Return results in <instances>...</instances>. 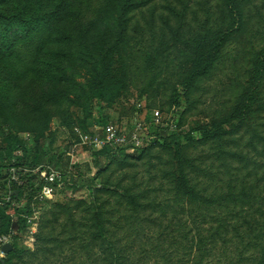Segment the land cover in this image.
Here are the masks:
<instances>
[{
	"label": "rangeland",
	"instance_id": "obj_1",
	"mask_svg": "<svg viewBox=\"0 0 264 264\" xmlns=\"http://www.w3.org/2000/svg\"><path fill=\"white\" fill-rule=\"evenodd\" d=\"M60 1L0 0V139L6 134L7 127L18 139L24 141L19 152V156L23 157L24 148H32L37 139L43 143L42 135H49L52 137L54 151L69 155L73 163H83L92 160V156L91 151H83L82 146L77 145L76 128L82 132H91L102 130L112 123L131 129L135 122L141 119L145 121L143 145L133 152H125L122 157L127 156L126 160L110 163L99 181L109 182L112 187L120 185L121 182L122 185L142 184L141 187L144 188H157L165 184L171 187L172 183L167 181V175L174 169L169 151L160 145L164 141L161 137L166 130L187 131L196 123L231 111L242 84L248 78L254 53L264 45V0H250L249 7H244L249 25L228 41L213 68H210L206 75L196 78L195 84L189 90L186 86L189 76L185 74L188 67L191 68L192 63L188 58L193 49L189 48L187 43L201 31L198 22L194 20H202L200 24L207 25V30H211V27L220 28L221 26L217 25V0H199V4L196 3L198 0H153L152 7L150 5L148 11L138 15L141 18L140 25L133 26V32L137 28L133 33L134 40L139 37L143 42H133L130 47H127V43L122 46L121 54L125 65L131 64V68H127V74L131 72L133 81L129 82L124 96L115 104L103 103L102 110L97 102L93 105L94 113L98 115L102 111L108 120L98 123L99 120L94 117L92 123L88 121L87 129L79 123V119L85 118V112L83 108L78 107L79 102L88 104L85 95L81 93L82 89L86 90V93L89 92L86 88V72L79 67L84 64L73 62L82 48L76 39L70 43L62 40L69 35V13L73 9H82L87 13L92 6L96 8L98 2L64 0L61 2L64 6L61 11L66 15L65 21L56 24L53 14L60 10ZM239 1L242 5V1L249 0ZM75 2H78V5L74 6ZM43 16L50 20V23L43 25ZM33 27L48 32L49 38L41 44L39 51V45L36 43L23 45L26 42L22 40L23 36L28 35V31ZM39 39L43 43L42 38ZM6 46L9 49H6ZM12 49H15L17 56L13 54ZM31 52L34 54L28 55ZM25 55L28 58H25ZM130 56L135 68H132ZM60 62L66 64L62 69L67 71V76L64 77L67 79L64 84L66 91L58 92L63 99L51 100L49 97L45 100L42 95L56 91L48 81L52 74L61 73L57 71ZM157 62H160V65L156 64ZM150 63L155 65L150 66ZM44 84L48 89H43ZM36 106L39 109L45 108L52 115L32 113ZM72 110L79 112L73 113ZM156 111L160 112L159 122L155 120ZM263 115L256 117L255 121L264 122ZM248 127V124L238 127L234 139H243V144L250 140L252 135L249 134ZM259 130L264 131V125ZM257 146L258 149L262 148L259 142ZM143 150L145 151L142 152ZM198 150L191 147L189 153L194 155ZM243 151L244 154L249 151V156L257 157L252 147ZM83 152L87 154L83 155ZM227 160L230 165L236 163L230 158ZM14 172L13 169L9 174L10 181L19 186L24 185L27 181L19 180ZM32 174H39L42 178L44 176L40 168ZM156 176L159 178L154 182ZM37 185L38 182H35V187ZM114 196L112 192H102L100 201H107L106 206L112 205V209L116 205L112 203ZM164 202L165 200L162 201ZM35 203L37 202H34L33 197L32 213L24 214L25 228L15 232L18 233V239L14 240V232L9 233L12 236L11 243H15L16 252L11 256L0 253L2 259H8V264H107L103 260V246L100 240L94 239V244L97 245H92V248L85 246V242L92 240L88 237L86 228L77 226L78 230L84 233L81 234L80 240L66 241L71 238L70 231L74 229L72 223H69V216H73L75 222L91 223V218L86 212L92 203L85 189L76 191L74 188L55 187L48 200ZM110 203L112 204L109 205ZM187 204L185 200L176 202L173 211L160 208L152 213H126L127 216L124 217L127 219L121 218L120 223H127L126 229L122 230L126 234L122 232L119 237H125L123 243H126L128 249L125 253L127 264H196L193 253L191 258L186 257L184 250L180 257L171 252L174 250L170 246L172 239L180 236V223L183 221L194 229L196 239L195 227L201 224V217L196 212H185L186 208L181 209ZM35 212L36 228L34 233H29L27 228L30 223H27V219L29 216L34 217ZM120 215L122 216L121 212L115 219L118 220ZM171 224H175V227L168 228ZM228 248L231 250V247Z\"/></svg>",
	"mask_w": 264,
	"mask_h": 264
},
{
	"label": "trees",
	"instance_id": "obj_2",
	"mask_svg": "<svg viewBox=\"0 0 264 264\" xmlns=\"http://www.w3.org/2000/svg\"><path fill=\"white\" fill-rule=\"evenodd\" d=\"M91 1L85 2L91 3ZM207 1L209 0L204 2ZM61 2L64 0L59 3L60 10L53 14L55 15L53 21L56 24L65 21L66 15L61 11L64 7ZM78 2H75L74 6L78 5ZM97 2V7L92 6L87 13L82 9L76 11L73 9L69 13V35L62 40L70 43L76 39L82 48L77 55V61L73 62L84 64L79 67L86 72V88L89 92L86 93V90L82 89L81 93L85 95L88 104L78 103V107L83 108L85 112V118L79 119L84 129L89 128L88 121L92 123L94 117L99 120L98 123L108 120L107 115L102 111L98 115L94 113L93 105L96 102L101 110L103 103L115 104L124 96L129 82L133 81L131 72L127 74V68H131V64L125 65L121 54L122 46H126L127 43V47H130L133 42H143L139 37L134 40L133 33L137 28L133 32V26L140 25L141 18L138 15L148 11L149 6L152 7L153 0H97ZM250 2V0L242 1L241 5L239 0H217L216 7L219 14L217 25L221 26L218 29L211 27V30H207V25L200 24L202 20H194L198 22L201 31L189 39V44L187 43L189 48L193 49V53H190L188 58L192 63L191 68L187 66L188 70L185 74L189 76L186 84L188 90L193 87L196 78L206 75L210 68H213L228 41L249 25L244 7H249ZM196 3L199 4L201 1L198 0ZM44 16L43 22L39 21V23L42 22L43 25L50 23V20ZM39 38H42L43 43ZM48 38L47 31L33 27L22 40H26L23 43L25 46L36 43L39 45V51L41 44H44ZM6 49H9L8 46ZM11 51L14 55L17 54L15 49ZM32 54L34 53L28 55ZM254 54L248 78L242 84L229 113L196 123L187 131L166 130L162 135L164 141L160 145L169 151L174 169L167 175L169 176L167 181L172 183L171 187L165 184L157 188H144L141 187L142 184L122 185V182L112 187L109 182L99 181L100 176L108 170L110 163L126 160L127 156L122 157L126 152L125 149L113 151L106 147L94 150L82 146L83 151H91L92 160L73 163L69 155L53 150L52 137L42 135L43 143L37 139L32 148L29 150L24 148L25 155L20 157L19 152L24 141L18 139L6 127L8 130L5 128L6 134L0 139V237L14 232V240L18 239V233L15 232L25 228L24 214L32 213V199L46 184L45 175L53 167L64 175L62 187L74 188L76 191L85 189L92 203L86 212L91 218L90 224L75 222L73 216H69V223H72L74 229L70 231L71 238L66 241L80 240L81 234L84 233L80 232L77 226L86 228L88 237L90 236L92 240L85 242V246L92 248V245H97L94 244V239L100 240L103 246L101 248L103 260L107 264L128 262L125 254L128 252L127 245L123 243L125 237L121 235L119 237L122 232L126 234L122 230L126 229L127 223L120 224L121 218L127 219L124 217L127 216L126 213L148 211L152 213L160 208L173 211L176 202L181 200L188 202L187 206L181 209L186 208L185 212L190 210L199 214L201 224L195 227L196 240L194 229L187 222H181L180 236L174 237L170 242L174 250L171 251L172 253L181 257L185 250V256L190 258L193 253L196 264H264V131L259 130L264 122L255 121L256 117L264 114V45ZM25 58L28 56L25 55ZM131 63L132 68H135L132 59ZM156 64L160 65V62ZM65 66L66 64L60 62L57 71L61 73L52 74L48 82L56 91L42 95L45 100L49 97L51 100L63 99L58 92L66 91L64 84L67 79L64 77L67 76V71L62 69ZM39 77L42 78L41 75ZM43 89H48L47 85ZM45 104L46 101L44 106ZM72 112L79 111L72 110ZM32 113L45 116L51 114L45 108L39 109L37 106ZM245 124L249 125V134L252 137L243 144V139L242 141L234 139V135L238 127H243ZM230 137L232 139H228ZM77 139L79 142V138ZM258 142L262 144L261 149H258ZM191 147L199 149L198 153L191 155L189 153ZM249 147L256 151L257 157L249 156V151L244 154L243 150ZM228 158L236 161L235 165H230ZM38 168L40 172H44L43 178L39 174H32ZM13 169L19 180L27 181L24 185L19 186L10 181L9 174ZM154 178L156 182L159 177ZM35 182H38L36 187ZM106 191L115 194L112 203L116 205L112 209H110L112 203L107 207V201H100V193ZM166 195L168 197H165ZM163 197L165 199H162ZM163 200L165 205L162 203ZM119 212L122 216L120 215L121 217L116 220ZM171 225L168 228L175 227V224ZM228 247H231V250ZM16 250L15 248L7 256L13 255ZM8 263V259L0 257V264Z\"/></svg>",
	"mask_w": 264,
	"mask_h": 264
},
{
	"label": "built area",
	"instance_id": "obj_3",
	"mask_svg": "<svg viewBox=\"0 0 264 264\" xmlns=\"http://www.w3.org/2000/svg\"><path fill=\"white\" fill-rule=\"evenodd\" d=\"M155 114V120L159 122L161 119L160 112L156 111ZM144 130L145 121L141 119L136 121L131 129L122 128L112 123L107 124L102 130H95L91 132H82L80 129L76 128L79 138L77 145L87 146L94 150H101L107 147L113 151L125 149L126 152H133L143 145ZM45 176L47 177L46 184L34 196V202H37L35 204L48 200L52 196L55 187L61 188L64 184V175L61 171L51 169V171ZM35 215L36 212L34 217L29 216L27 219V223H30L27 228L29 233H34L35 231ZM11 237L12 236L10 234L0 237V253H4L2 251V246L4 244L11 243Z\"/></svg>",
	"mask_w": 264,
	"mask_h": 264
},
{
	"label": "water",
	"instance_id": "obj_4",
	"mask_svg": "<svg viewBox=\"0 0 264 264\" xmlns=\"http://www.w3.org/2000/svg\"><path fill=\"white\" fill-rule=\"evenodd\" d=\"M15 248L13 246L12 243H6L2 246V251L5 253V254H8L10 253L11 251H13Z\"/></svg>",
	"mask_w": 264,
	"mask_h": 264
},
{
	"label": "crops",
	"instance_id": "obj_5",
	"mask_svg": "<svg viewBox=\"0 0 264 264\" xmlns=\"http://www.w3.org/2000/svg\"><path fill=\"white\" fill-rule=\"evenodd\" d=\"M87 154V152H83V155Z\"/></svg>",
	"mask_w": 264,
	"mask_h": 264
}]
</instances>
